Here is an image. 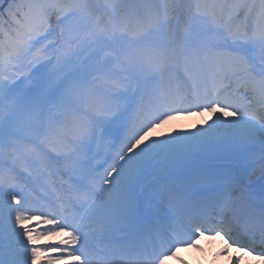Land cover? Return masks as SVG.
Wrapping results in <instances>:
<instances>
[{
	"label": "snow or ice",
	"instance_id": "1",
	"mask_svg": "<svg viewBox=\"0 0 264 264\" xmlns=\"http://www.w3.org/2000/svg\"><path fill=\"white\" fill-rule=\"evenodd\" d=\"M205 236L264 260V0H0V264Z\"/></svg>",
	"mask_w": 264,
	"mask_h": 264
},
{
	"label": "bare ground",
	"instance_id": "2",
	"mask_svg": "<svg viewBox=\"0 0 264 264\" xmlns=\"http://www.w3.org/2000/svg\"><path fill=\"white\" fill-rule=\"evenodd\" d=\"M213 116H209L208 118V122H211L213 120ZM177 127H171V125H166L165 128L162 129H156L153 133H151V135L153 136H159L161 134L162 131H168L171 132L173 130V128L179 130V127H181V129H186L187 128V122L186 119L185 120H177ZM59 238H64L63 236L59 237ZM207 240L208 237H204L202 239V242L197 243L198 248L200 250L197 249H191V250H187V249H180L177 252V255L175 258H177L179 261L177 263H175L174 261H166V264H180V261L183 260L185 262V264H225V260H223V258H216L214 261L211 260V249H208L207 247ZM43 243V242H42Z\"/></svg>",
	"mask_w": 264,
	"mask_h": 264
},
{
	"label": "rangeland",
	"instance_id": "3",
	"mask_svg": "<svg viewBox=\"0 0 264 264\" xmlns=\"http://www.w3.org/2000/svg\"><path fill=\"white\" fill-rule=\"evenodd\" d=\"M212 115V114H203V115H196V116H190L187 120V130H195L197 129L198 127H201V126H206L205 125V121H208V118L209 116ZM229 250L226 249V251H223L222 252V255L223 256H227V264H231L232 262V259L229 257L228 255V252ZM235 256V255H234ZM243 257V256H242ZM223 258H226V257H223ZM235 258L238 259L237 256H235ZM241 258V257H240ZM248 261V259H245ZM258 264H264V261L262 262H258Z\"/></svg>",
	"mask_w": 264,
	"mask_h": 264
}]
</instances>
